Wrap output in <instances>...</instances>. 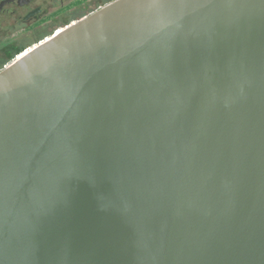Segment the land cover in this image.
<instances>
[{"label": "water", "instance_id": "1", "mask_svg": "<svg viewBox=\"0 0 264 264\" xmlns=\"http://www.w3.org/2000/svg\"><path fill=\"white\" fill-rule=\"evenodd\" d=\"M0 264H264V0H115L0 70Z\"/></svg>", "mask_w": 264, "mask_h": 264}, {"label": "flooded vegetation", "instance_id": "2", "mask_svg": "<svg viewBox=\"0 0 264 264\" xmlns=\"http://www.w3.org/2000/svg\"><path fill=\"white\" fill-rule=\"evenodd\" d=\"M115 0H0V68Z\"/></svg>", "mask_w": 264, "mask_h": 264}, {"label": "rangeland", "instance_id": "3", "mask_svg": "<svg viewBox=\"0 0 264 264\" xmlns=\"http://www.w3.org/2000/svg\"><path fill=\"white\" fill-rule=\"evenodd\" d=\"M36 44H34V45H32V46H35ZM15 60V59H14ZM11 61H13V60H11ZM11 61H10V63H11ZM9 63V62H8ZM7 66V65H6ZM6 66H3V67H1L0 68V70H2L4 67H6Z\"/></svg>", "mask_w": 264, "mask_h": 264}, {"label": "bare ground", "instance_id": "4", "mask_svg": "<svg viewBox=\"0 0 264 264\" xmlns=\"http://www.w3.org/2000/svg\"><path fill=\"white\" fill-rule=\"evenodd\" d=\"M33 47H31L30 49H32Z\"/></svg>", "mask_w": 264, "mask_h": 264}, {"label": "trees", "instance_id": "5", "mask_svg": "<svg viewBox=\"0 0 264 264\" xmlns=\"http://www.w3.org/2000/svg\"><path fill=\"white\" fill-rule=\"evenodd\" d=\"M12 62V61H11ZM10 63V62H9Z\"/></svg>", "mask_w": 264, "mask_h": 264}]
</instances>
